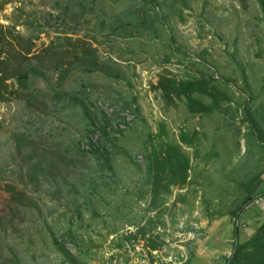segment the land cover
Returning <instances> with one entry per match:
<instances>
[{
	"label": "rangeland",
	"instance_id": "obj_1",
	"mask_svg": "<svg viewBox=\"0 0 264 264\" xmlns=\"http://www.w3.org/2000/svg\"><path fill=\"white\" fill-rule=\"evenodd\" d=\"M261 19L255 0H0V62L34 71L24 88L0 82V264H190L196 249L224 264L218 223L253 178L252 195L264 190ZM202 76L229 98L209 116L159 88ZM159 124L191 171L153 226L145 155ZM263 223L261 198L240 242Z\"/></svg>",
	"mask_w": 264,
	"mask_h": 264
},
{
	"label": "trees",
	"instance_id": "obj_2",
	"mask_svg": "<svg viewBox=\"0 0 264 264\" xmlns=\"http://www.w3.org/2000/svg\"><path fill=\"white\" fill-rule=\"evenodd\" d=\"M260 7L262 14V24L264 27V0H255ZM31 69L26 71L17 68H9L5 62H0V82L7 79L15 78L20 88L26 87V84L31 76ZM215 79L213 77L202 76L200 78H189L180 81L173 79H162L159 88L163 91L164 96L170 99L172 96L178 100L185 101L188 112L192 115H211L217 106L221 103L228 102L229 98L222 91L214 88ZM198 95L207 97L211 103L205 104L193 96ZM90 125L94 130L96 127L90 115L86 114ZM104 130V129H103ZM106 131L103 132L105 136ZM162 136H167V132L163 124H159L158 132L155 136L149 137V150L145 155L146 165L145 174L146 182L149 187V211H157L159 215L155 220L150 219V225H156L155 221L159 220L160 214L165 210H161L168 198L171 195L172 189H183L190 185L189 173L191 171L190 159L182 151L179 145L161 140ZM180 143L188 148L193 147L194 137L189 133L181 132L179 137ZM91 152L97 156V159L102 161V167L108 166V154L99 149L91 147ZM257 177L253 178L247 187V195L241 205L230 213L233 219V242L232 252L225 260L224 264H264V223L257 228L255 233L245 242L239 240V225L238 222L241 216L258 199L264 198V190L256 195H252L251 188L257 181ZM144 231V229H143ZM150 248L156 249V245L150 242ZM67 261L72 263L71 256H67ZM186 264H189L186 263Z\"/></svg>",
	"mask_w": 264,
	"mask_h": 264
},
{
	"label": "crops",
	"instance_id": "obj_3",
	"mask_svg": "<svg viewBox=\"0 0 264 264\" xmlns=\"http://www.w3.org/2000/svg\"><path fill=\"white\" fill-rule=\"evenodd\" d=\"M252 206H253V204L247 209V211H249V209H251ZM254 210H256V211H254V213H256V214H259L260 213L259 211H261V209H259V207L257 209H254ZM240 220H241V218H240ZM240 220H239V222H240ZM220 222H222V223H218V227H216V229L218 230V228L221 227V226H222V228L225 227V230H226L228 236H227V238L224 241H226V243L227 242H233V237H232L233 236V224H232L233 219L231 221L224 220V221H220ZM239 222H238V225H239ZM239 236H240V229H239ZM212 244H213L212 246H214V247H218L220 245L218 243H212ZM221 246H222V249H226L227 250V247H223V245H221ZM198 250L199 249H196V251H193L192 260L190 261V264H208L209 263L208 262L209 259H206L205 262L200 260L201 254H200V252Z\"/></svg>",
	"mask_w": 264,
	"mask_h": 264
},
{
	"label": "built area",
	"instance_id": "obj_4",
	"mask_svg": "<svg viewBox=\"0 0 264 264\" xmlns=\"http://www.w3.org/2000/svg\"><path fill=\"white\" fill-rule=\"evenodd\" d=\"M127 118H129L130 119V117L128 116ZM129 119H127V121H126V123H128L130 120ZM122 128H124V127H122ZM86 149H89V148H87L86 147Z\"/></svg>",
	"mask_w": 264,
	"mask_h": 264
}]
</instances>
